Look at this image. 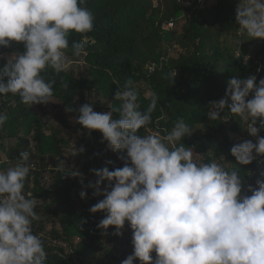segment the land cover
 <instances>
[{
    "label": "clouds",
    "instance_id": "clouds-1",
    "mask_svg": "<svg viewBox=\"0 0 264 264\" xmlns=\"http://www.w3.org/2000/svg\"><path fill=\"white\" fill-rule=\"evenodd\" d=\"M86 2L0 0V48L13 42L25 47L23 53L6 57L0 69V94L18 95L30 106L53 102L56 81L46 79L44 73L49 68L56 74L66 71L71 63L67 54L71 33L94 30L95 16ZM236 22L240 33L264 40V0H239ZM87 43L86 38L72 41V57L87 55ZM176 77L175 69L165 78L174 83ZM227 85L225 97L211 101L206 115L210 121L217 120L227 109L246 122L256 142L234 144L230 152L238 164L250 165L256 157H264L260 135L264 78L257 84L255 74L234 77ZM139 95L129 78L115 94L121 102L118 108L97 112L85 103L75 117L89 134L102 133V142L112 152L125 153L118 157L123 167L92 169L97 179L85 186L94 189V196H103L89 209L93 214L105 213L98 229L106 233L114 227L116 235H123L127 224L132 230L133 253L121 264H134L137 259L141 264H264V172L255 186L248 185L251 195L244 194L239 168L226 169L216 160L200 162L192 147L177 144L192 134L182 118L164 136L140 135L152 122L158 97L153 94L147 109L141 110ZM8 119L6 111L0 112V129ZM29 160L30 152L21 151L13 166L0 170V264H45L47 260L43 241L32 230L33 221L40 219L37 201L31 192L25 193L33 167ZM56 170L65 178H80L83 185V174L75 166L68 167L60 159ZM80 197L86 199L87 192L81 191Z\"/></svg>",
    "mask_w": 264,
    "mask_h": 264
},
{
    "label": "trees",
    "instance_id": "trees-1",
    "mask_svg": "<svg viewBox=\"0 0 264 264\" xmlns=\"http://www.w3.org/2000/svg\"><path fill=\"white\" fill-rule=\"evenodd\" d=\"M190 1L189 5H181L179 0H87L85 6L95 16L94 30L71 33L67 53L71 64L66 71L56 74L49 68L44 73L46 79L56 81L52 98L63 107L56 106L60 114L57 118L63 121L66 113L77 117L78 108L85 103L97 112L118 108L121 102L115 100V94L131 78L140 94L141 110L147 109L153 94L158 97L152 122L139 131L140 135L154 131L164 136L182 118L192 134L177 144L192 147L200 155V162L216 160L226 169L239 168L243 193L251 195L248 185L255 186L261 178L264 157H256L250 165H240L230 149L234 145L232 134L253 142L256 138L247 131L246 122L227 109L217 120L210 121L206 114L211 101L225 97L229 79L255 74L258 84L264 78V40L239 32V0H215L211 5L208 0ZM82 38L88 40L87 55L72 57V41ZM24 51V45L17 42L0 48L4 55L0 69L6 65L7 56ZM72 64H82L85 69L76 71ZM175 69L173 83L165 77ZM65 82L67 88L62 87ZM5 111L9 119L0 129V153L7 158L3 160L0 155V170L13 166L21 151L30 152L29 164L34 171L29 173L25 193L31 192L41 205L37 204L40 219L33 221L32 230L41 237L48 254L45 264H121L133 253L132 230L127 224L123 235H116L114 227L106 233L98 229L105 213L93 214L89 209L103 196H94V189L85 186L97 179L92 169L123 167L118 157L125 153L112 152L107 142H102V133L89 134L78 123L63 122L66 129L75 130L68 137L63 127L47 133L44 105H26L18 95L0 94V112ZM114 116L118 113L114 112ZM260 135L264 136V130ZM8 138L17 139L14 146L8 145ZM81 148L84 151H79ZM67 149L75 151L73 164L72 154L65 155ZM49 155L59 160L67 158V166H75L83 174V185L80 178H65L51 169ZM109 160L113 164H107ZM49 170L52 181L47 183L43 178ZM81 191L87 192L86 199L80 197ZM47 217L52 218L50 227L44 220ZM152 255L155 258V252ZM134 264L141 262L137 259Z\"/></svg>",
    "mask_w": 264,
    "mask_h": 264
},
{
    "label": "rangeland",
    "instance_id": "rangeland-1",
    "mask_svg": "<svg viewBox=\"0 0 264 264\" xmlns=\"http://www.w3.org/2000/svg\"><path fill=\"white\" fill-rule=\"evenodd\" d=\"M213 1H215V0H208V4L209 5H211V4H214V2ZM1 54H0V59H1ZM3 58V57H2ZM71 64V63H70ZM72 67L76 70V71H78V70H80V71H83L84 69H85V66L84 65H78V64H72ZM52 101L53 102H49L48 104H42V105H44V108H45V120H46V125H45V130H46V132L47 133H51L52 132V130H53V128H55V127H63L64 128V135L66 136V137H68V134L71 132V133H73L74 134V129H66L65 128V126H64V124H63V122L65 121V122H67L68 121V123L69 124H71V125H74V124H76V122H75V117L74 116H72V115H70V114H68V113H66L65 114V118H63V121L62 120H60V119H58L57 117H58V115H60L59 114V111L56 109V106H60V107H62V105L60 104V102L57 100V99H55V98H52ZM33 106H38V105H33ZM63 108V107H62ZM201 131V130H200ZM152 133H156V132H154V131H152L150 134H152ZM158 134V133H157ZM232 139H233V142H234V144H237V143H241V142H243V141H245V140H249L247 137H244L243 135L242 136H237V135H235V134H232ZM16 141H17V139L16 138H8V145L9 146H14L15 145V143H16ZM72 154L71 155V164H73L74 162V154H75V151L73 150V149H67L66 151H65V155H66V157H68V154ZM0 155H1V157H2V159L4 160V159H6L7 158V156L5 155V153L4 152H1L0 153ZM199 154L198 153H194V157L195 158H198L199 159ZM2 160V161H3ZM47 160H48V163H49V167L51 168V169H56V167L58 166V164H59V159L58 158H52L51 157V155H49L48 157H47ZM64 161H65V164H66V166L68 165V159L67 158H65V159H63ZM14 162H16V160L14 161ZM33 171H34V169L31 167V169H30V173L32 172L33 173ZM49 172L51 173H45L44 174V180L43 181H46L47 183H50L51 181H52V172L49 170ZM39 203V204H38ZM37 204H38V206H41L40 205V202H37ZM46 215V214H45ZM47 216V215H46ZM42 217H44V216H42V214H41V218ZM44 220H46V221H48L47 222V227H50L51 226V224H52V218L50 219V220H48V217H47V219H44ZM50 229V228H49Z\"/></svg>",
    "mask_w": 264,
    "mask_h": 264
},
{
    "label": "built area",
    "instance_id": "built-area-1",
    "mask_svg": "<svg viewBox=\"0 0 264 264\" xmlns=\"http://www.w3.org/2000/svg\"><path fill=\"white\" fill-rule=\"evenodd\" d=\"M179 2L181 3V5H189L191 3L190 0H179ZM170 25H173V23H169ZM150 69H154V65L150 66Z\"/></svg>",
    "mask_w": 264,
    "mask_h": 264
}]
</instances>
